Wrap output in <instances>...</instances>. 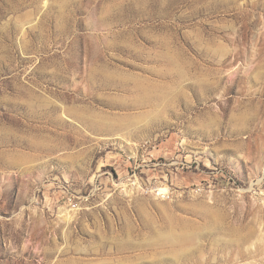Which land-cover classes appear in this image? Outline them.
I'll return each mask as SVG.
<instances>
[{
  "label": "rangeland",
  "instance_id": "obj_1",
  "mask_svg": "<svg viewBox=\"0 0 264 264\" xmlns=\"http://www.w3.org/2000/svg\"><path fill=\"white\" fill-rule=\"evenodd\" d=\"M0 264H264V0H0Z\"/></svg>",
  "mask_w": 264,
  "mask_h": 264
}]
</instances>
